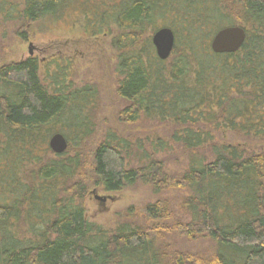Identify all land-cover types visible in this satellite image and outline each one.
<instances>
[{
  "label": "trees",
  "instance_id": "16d2710c",
  "mask_svg": "<svg viewBox=\"0 0 264 264\" xmlns=\"http://www.w3.org/2000/svg\"><path fill=\"white\" fill-rule=\"evenodd\" d=\"M72 12L111 14L119 119L168 125L186 166L169 172L161 141L145 150L112 133L89 145L91 86L66 84L61 67L44 81L34 55L0 65V264H264V0H0V28L17 20L27 40L25 25ZM160 18L175 34L166 60L152 42ZM233 25L243 45L214 52L213 36ZM57 132L62 154L49 146ZM138 183L159 197L112 230L87 218L91 188ZM172 189L185 193L176 203L161 196Z\"/></svg>",
  "mask_w": 264,
  "mask_h": 264
},
{
  "label": "rangeland",
  "instance_id": "374dc122",
  "mask_svg": "<svg viewBox=\"0 0 264 264\" xmlns=\"http://www.w3.org/2000/svg\"><path fill=\"white\" fill-rule=\"evenodd\" d=\"M98 19L100 17L84 16L80 12L79 15L72 12L58 18L46 17L25 25L23 31L27 32V40L17 33L22 30L19 21L7 22L0 28V65L34 55L40 60L42 79L49 83L54 82L56 66L58 71L61 67L66 84H71L73 88L91 86L96 91L94 98L97 99L99 107L94 134L87 141L89 145H97L112 133L131 138L134 143L139 141L145 150L161 141L165 145L164 149L154 150L155 153L158 157H166L169 172L178 174L185 168L186 158L178 153L175 140L169 135L168 125H130L119 119V111L127 106V102L117 96L120 80L117 69L119 53L113 39L120 33V28L111 14H107L99 21L101 30L95 31L93 24ZM164 23V18L155 21L157 29L163 27ZM151 34L148 31V35ZM57 61L60 63L57 64ZM184 194L180 189H172L161 196L170 197L176 203ZM96 195L105 200L98 199ZM158 197L159 194L151 186L142 183L114 192L98 187L91 188L85 202L87 218L105 230H112L122 217H126L129 209L141 210ZM177 234L179 233L174 232L173 236ZM176 238H179L178 242L183 247L192 251H206L210 246L206 240Z\"/></svg>",
  "mask_w": 264,
  "mask_h": 264
},
{
  "label": "water",
  "instance_id": "95a60500",
  "mask_svg": "<svg viewBox=\"0 0 264 264\" xmlns=\"http://www.w3.org/2000/svg\"><path fill=\"white\" fill-rule=\"evenodd\" d=\"M245 39V28L238 25L227 26L220 29L213 36L211 40V48L217 53L235 52L243 45ZM152 42L155 46L158 57L161 60L168 59L172 54L175 45V34L172 28L163 26L157 29L152 36ZM68 143L67 138L61 132L54 133L49 139V146L56 154L64 153L68 148ZM96 196L100 200H105L102 196Z\"/></svg>",
  "mask_w": 264,
  "mask_h": 264
},
{
  "label": "flooded vegetation",
  "instance_id": "af4514ba",
  "mask_svg": "<svg viewBox=\"0 0 264 264\" xmlns=\"http://www.w3.org/2000/svg\"><path fill=\"white\" fill-rule=\"evenodd\" d=\"M59 63H60V62L57 61V64H59ZM55 71H58V67H57V66H56V68H55Z\"/></svg>",
  "mask_w": 264,
  "mask_h": 264
}]
</instances>
